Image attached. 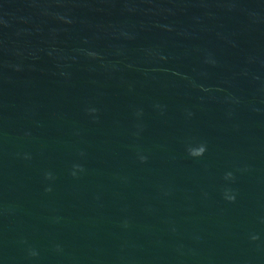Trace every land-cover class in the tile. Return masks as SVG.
Wrapping results in <instances>:
<instances>
[{
	"label": "water",
	"instance_id": "water-1",
	"mask_svg": "<svg viewBox=\"0 0 264 264\" xmlns=\"http://www.w3.org/2000/svg\"><path fill=\"white\" fill-rule=\"evenodd\" d=\"M0 264H264V0H0Z\"/></svg>",
	"mask_w": 264,
	"mask_h": 264
}]
</instances>
